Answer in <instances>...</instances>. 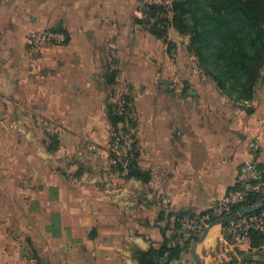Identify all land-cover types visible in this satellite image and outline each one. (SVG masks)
Instances as JSON below:
<instances>
[{
	"label": "crops",
	"instance_id": "obj_1",
	"mask_svg": "<svg viewBox=\"0 0 264 264\" xmlns=\"http://www.w3.org/2000/svg\"><path fill=\"white\" fill-rule=\"evenodd\" d=\"M19 1L0 0V178L22 179L15 200L26 221L0 196V264H46L28 245L40 239L34 231L49 264H138L134 250H149L158 227L173 229L177 215L214 208L236 188L245 162L264 165V80L251 102L234 104L205 75L189 72L197 63L189 37L184 73L179 50L133 24L132 16L144 19L134 8L140 0H33L26 11ZM51 23L63 25L70 42L33 53L29 32ZM182 37L169 29L177 48ZM113 70L116 84L108 86ZM132 87L147 185L125 179L111 157L118 150L106 108ZM43 133L56 138L58 153L46 150ZM89 146L96 165L83 153ZM65 159L72 161L66 167ZM52 213L60 216L55 232L45 228ZM210 225L205 240L174 264H195L193 249L202 264H264V247L234 244L223 224Z\"/></svg>",
	"mask_w": 264,
	"mask_h": 264
},
{
	"label": "trees",
	"instance_id": "obj_2",
	"mask_svg": "<svg viewBox=\"0 0 264 264\" xmlns=\"http://www.w3.org/2000/svg\"><path fill=\"white\" fill-rule=\"evenodd\" d=\"M169 2L171 4H168ZM35 4L33 0H21L18 6L21 11H26L28 5L34 7ZM138 7L143 12L144 19L132 16L134 25L143 26L151 36L168 44L170 51L179 50L175 42H168L170 28H174L180 36L189 37V54L196 59L201 73L216 85L222 95L236 105H244L253 100L255 88L262 80L264 71V0H164L158 4L150 0H140L134 8ZM44 32L65 36L64 42H54L50 44L52 46L67 45L70 42L69 34L63 25L51 23L36 26L29 32L30 50V36ZM185 71L184 69V73ZM117 73L118 71L113 70L106 76V85L116 84ZM131 89V95L125 96L119 103L108 104L106 108V115L113 129L112 144L116 142L115 146H119L118 151L123 152L120 155L117 154L119 152H113L111 157L115 162L113 168L124 175L125 179H136L147 185L152 178L149 172L139 167L140 154L135 137L137 122L135 116L133 117L135 87ZM41 137L49 153H58L59 142L56 138L45 133ZM22 189V179L19 176L15 179L0 178V196L3 195V201L12 204L10 210L13 215L26 221L24 209L19 201L15 200L17 191ZM262 200L261 196L251 194L247 202L236 206L230 214L221 220L212 218L208 224L219 223L242 210L257 206ZM36 202L39 203L37 200ZM210 211L199 216L204 217L210 214ZM183 218L184 215L176 216L173 229L158 227L159 240L154 241L149 250L136 248L134 258L137 263L174 264L180 262L184 255L190 254L193 244L200 236L190 234L181 228L180 220ZM159 219L160 221L164 219V213L160 214ZM59 220V214H50V224L45 228L52 232L59 230L61 228ZM228 226L229 223H223L225 231ZM178 232L188 236L186 242L181 244L177 241ZM33 233L40 238L39 240L28 238L27 241L34 258L40 263L49 264L48 257L39 247L41 236L35 231ZM249 241L253 249L264 247V237L259 233H251Z\"/></svg>",
	"mask_w": 264,
	"mask_h": 264
},
{
	"label": "built area",
	"instance_id": "obj_3",
	"mask_svg": "<svg viewBox=\"0 0 264 264\" xmlns=\"http://www.w3.org/2000/svg\"><path fill=\"white\" fill-rule=\"evenodd\" d=\"M168 4H171L169 2ZM65 40L63 34L44 32L35 33L30 36L31 50L35 54H39L42 49L51 43H62ZM119 150V146L116 147ZM119 152V151H118ZM251 194L259 195L264 199V165H260L254 161L245 162L239 169L236 181V188L229 192L221 199L210 214L204 217L191 216L180 220L183 230L190 234L201 236L205 229L209 226V221L214 218L221 220L232 210L245 202H247ZM165 204L168 202L165 201ZM226 230L227 235L234 244H242L249 241L250 234L259 233L264 237V209L258 214H252L246 217L231 220Z\"/></svg>",
	"mask_w": 264,
	"mask_h": 264
},
{
	"label": "rangeland",
	"instance_id": "obj_4",
	"mask_svg": "<svg viewBox=\"0 0 264 264\" xmlns=\"http://www.w3.org/2000/svg\"><path fill=\"white\" fill-rule=\"evenodd\" d=\"M160 1V3L161 2H163L164 0H159ZM174 36V35H173ZM179 41H178V44H181V47L179 48V57H180V62H181V65L183 66V68L186 70L185 72L187 73L188 72V65L185 63V61H187V58H188V56H187V52H186V50H185V48H186V38H184V37H182L181 39H178ZM188 60H189V58H188ZM191 61L189 60L188 61V63H190ZM183 69V70H184ZM189 72H191V73H200V74H202L201 73V71L199 70V68H198V65H197V63H193L192 62V66H190V71ZM263 80H264V71H263V78H262V80H260V82H263ZM259 82V83H260ZM22 130H23V133L25 134V130L22 128ZM31 136H29V135H27V138H29V140H32L31 138H30ZM94 150L95 149H93V147L92 146H89L88 148H83V153H84V155H86V157H88V158H91L92 159V161H91V163H89L90 165H96V163H98V162H100V160L99 159H97L95 156H93L92 155V152H94ZM94 154V153H93ZM45 161H47V163L49 164L50 163V161L51 160H53V158H48V157H46L45 159H44ZM67 162H69V161H67ZM67 162H66V159H65V161L63 162V166H67ZM72 161H70L69 163H71ZM84 162L85 163H88L86 160H84ZM24 186V183L22 184V187Z\"/></svg>",
	"mask_w": 264,
	"mask_h": 264
},
{
	"label": "water",
	"instance_id": "obj_5",
	"mask_svg": "<svg viewBox=\"0 0 264 264\" xmlns=\"http://www.w3.org/2000/svg\"><path fill=\"white\" fill-rule=\"evenodd\" d=\"M262 209H264V199L257 206L242 210V211L238 212L236 215H234V216H232L230 218H227L225 220L220 221L219 224L228 223V222H230L233 219L242 218V217H246V216L252 215V214H254L256 212L261 211ZM212 225H214V224H212ZM211 227L212 226L210 225L207 229L204 230V232L202 233V235L200 236V238H199V240L197 242L202 243L205 240V238L208 235L209 230L211 229ZM192 255L194 257L195 264H202V261H201L200 257L196 253V249L192 250Z\"/></svg>",
	"mask_w": 264,
	"mask_h": 264
}]
</instances>
